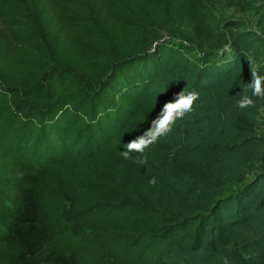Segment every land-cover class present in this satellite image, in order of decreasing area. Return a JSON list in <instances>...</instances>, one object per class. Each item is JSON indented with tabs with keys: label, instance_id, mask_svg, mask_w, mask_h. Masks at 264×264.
I'll list each match as a JSON object with an SVG mask.
<instances>
[{
	"label": "trees",
	"instance_id": "1",
	"mask_svg": "<svg viewBox=\"0 0 264 264\" xmlns=\"http://www.w3.org/2000/svg\"><path fill=\"white\" fill-rule=\"evenodd\" d=\"M0 21V264H264V98L235 105L264 0H0ZM181 90L194 110L124 159Z\"/></svg>",
	"mask_w": 264,
	"mask_h": 264
},
{
	"label": "clouds",
	"instance_id": "2",
	"mask_svg": "<svg viewBox=\"0 0 264 264\" xmlns=\"http://www.w3.org/2000/svg\"><path fill=\"white\" fill-rule=\"evenodd\" d=\"M249 90L251 91V96L247 95ZM243 93L235 101L236 107L241 110L255 106L252 97L264 98V75H260L251 66L250 82L244 84ZM198 99V93L181 90L176 94L174 101L164 104L160 114L151 121V125L147 130L123 145L124 150L120 152V155L124 159H132V154L137 153L139 157L135 162L141 164L147 163V158L144 156L146 150L155 144L159 138L169 133L178 118H183L186 113L193 111V106ZM149 182L155 184V179ZM225 264H227V261H225Z\"/></svg>",
	"mask_w": 264,
	"mask_h": 264
},
{
	"label": "rangeland",
	"instance_id": "3",
	"mask_svg": "<svg viewBox=\"0 0 264 264\" xmlns=\"http://www.w3.org/2000/svg\"><path fill=\"white\" fill-rule=\"evenodd\" d=\"M214 14V18L217 21H221L223 19H226L228 17H242L244 14L240 11H238L236 8H227L222 5H218L217 7H214L212 10ZM247 19L250 22V26L252 28H255V22H256V17L254 18L252 14L247 15ZM4 23L0 21V30L4 29ZM70 30V27L66 25V31ZM256 132L264 134V106L260 109L259 115L257 117L256 121ZM66 205H68L66 203Z\"/></svg>",
	"mask_w": 264,
	"mask_h": 264
}]
</instances>
